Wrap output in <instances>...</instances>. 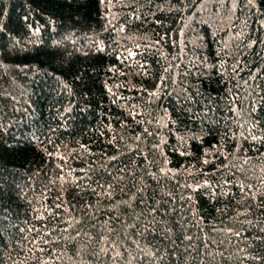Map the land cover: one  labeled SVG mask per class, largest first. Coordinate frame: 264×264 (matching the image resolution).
Listing matches in <instances>:
<instances>
[{"label":"trees","instance_id":"16d2710c","mask_svg":"<svg viewBox=\"0 0 264 264\" xmlns=\"http://www.w3.org/2000/svg\"><path fill=\"white\" fill-rule=\"evenodd\" d=\"M0 264H264V0H0Z\"/></svg>","mask_w":264,"mask_h":264}]
</instances>
